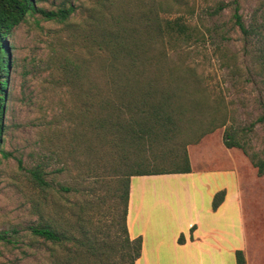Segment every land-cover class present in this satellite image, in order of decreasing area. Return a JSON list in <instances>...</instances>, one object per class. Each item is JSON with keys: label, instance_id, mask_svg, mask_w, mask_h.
I'll return each mask as SVG.
<instances>
[{"label": "rangeland", "instance_id": "374dc122", "mask_svg": "<svg viewBox=\"0 0 264 264\" xmlns=\"http://www.w3.org/2000/svg\"><path fill=\"white\" fill-rule=\"evenodd\" d=\"M77 1L81 6L89 3ZM185 1L193 11L187 15L188 21L196 26L200 40L178 52L179 58L202 80L212 104L223 107L220 113L226 115L224 127L244 143L248 152L262 156L264 118H258L264 109V73L256 60L261 43L254 39L255 34L246 42L232 24V13L239 14L247 30L256 33L264 0ZM61 2L44 0L37 5L54 9ZM78 21L77 14L66 23L45 20L37 13L27 14L7 38L14 64L0 145V264H67L70 244L43 242L31 232L35 226L47 224L76 239L81 228L95 230L100 239H110L118 232L108 225L120 208L117 204L114 209L112 189L121 174L132 168L136 153L116 152L89 132L76 133L72 139L71 125L64 119V111L70 110L72 102L54 83L56 56L77 48L70 26ZM169 54L172 58L178 56ZM224 127L188 144L187 156L192 166L199 167H224L235 164L232 158L239 159L245 256L248 264H264V173L257 176L239 148L223 147ZM70 149L73 161L66 155ZM158 156L152 167H169L173 162L167 151ZM65 161L68 167L62 169ZM37 167L45 172L42 177L47 186L40 187L35 182L31 172ZM88 187L91 192L85 196L81 189L87 191ZM73 188L78 191L73 192ZM117 261L116 254L109 259L111 264Z\"/></svg>", "mask_w": 264, "mask_h": 264}, {"label": "trees", "instance_id": "16d2710c", "mask_svg": "<svg viewBox=\"0 0 264 264\" xmlns=\"http://www.w3.org/2000/svg\"><path fill=\"white\" fill-rule=\"evenodd\" d=\"M40 1L44 0H0V145L5 127L6 93L14 64L11 45L7 43L13 28L27 14L37 13L45 20L59 23L79 15V21L70 26L77 48L70 54L56 56L54 66L55 86L72 102L70 110L64 111L71 133L75 132L70 136L89 132L116 152H135L133 155L137 158L112 189L114 209L117 204L120 208L115 219L108 222L109 227L118 230L110 239H100L95 230L84 228L76 239L47 224L35 226L31 232L43 242L58 245L68 242L67 264H111L109 259L114 254L119 260L117 264H133L140 253V237L129 239L126 231L129 177L189 172L186 146L226 123V115L220 113L223 107L212 104L202 80L179 58L178 52L200 40L196 26L187 17L193 11L185 0H89L87 6L78 5L77 0H62L54 9L38 6ZM232 18V24L246 42L255 34L254 39L261 43L256 60L264 73V11L256 33H251L252 28L247 30L235 11ZM169 53L178 56L172 58ZM263 118L264 109L258 120ZM232 133L224 127L223 146L239 148L255 168L256 175L261 176L264 154L248 152ZM164 151L172 155L173 162L169 167L159 164L152 167L153 160ZM66 155L73 161L72 149ZM67 162L62 169L68 167ZM44 173L40 167L31 172L40 187L47 186L42 177ZM88 189L81 192L88 196L91 192ZM63 190L69 188L63 187ZM223 196V190L213 193L211 210L218 207ZM182 240L179 235L177 241ZM234 262L245 263L241 250L234 251Z\"/></svg>", "mask_w": 264, "mask_h": 264}, {"label": "crops", "instance_id": "0c3cea01", "mask_svg": "<svg viewBox=\"0 0 264 264\" xmlns=\"http://www.w3.org/2000/svg\"><path fill=\"white\" fill-rule=\"evenodd\" d=\"M232 159L235 164L224 167H199L188 158L186 173L129 177L126 231L129 239L140 237L133 264H235V250L248 264L239 159ZM218 190L224 196L213 211L210 201Z\"/></svg>", "mask_w": 264, "mask_h": 264}]
</instances>
